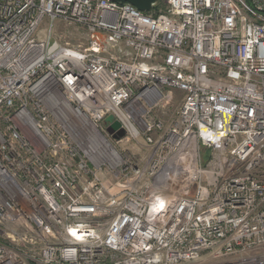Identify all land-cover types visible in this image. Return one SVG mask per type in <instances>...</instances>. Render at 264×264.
Masks as SVG:
<instances>
[{
	"label": "built area",
	"instance_id": "built-area-1",
	"mask_svg": "<svg viewBox=\"0 0 264 264\" xmlns=\"http://www.w3.org/2000/svg\"><path fill=\"white\" fill-rule=\"evenodd\" d=\"M0 264H264V0H0Z\"/></svg>",
	"mask_w": 264,
	"mask_h": 264
},
{
	"label": "rangeland",
	"instance_id": "rangeland-1",
	"mask_svg": "<svg viewBox=\"0 0 264 264\" xmlns=\"http://www.w3.org/2000/svg\"><path fill=\"white\" fill-rule=\"evenodd\" d=\"M58 28L56 31V38L59 39L61 42H70L71 44H74L78 42V34L74 32L68 25L59 22ZM175 98L170 103L169 107L166 109L165 114L163 112L159 111L157 114L161 118H167L168 115H173L178 111L180 100L182 98V93L177 92L174 96Z\"/></svg>",
	"mask_w": 264,
	"mask_h": 264
},
{
	"label": "water",
	"instance_id": "water-1",
	"mask_svg": "<svg viewBox=\"0 0 264 264\" xmlns=\"http://www.w3.org/2000/svg\"><path fill=\"white\" fill-rule=\"evenodd\" d=\"M116 2H128L136 6L138 9L142 11H149L154 6V4L157 2V0H113ZM112 117L109 116L107 118V121H112ZM117 133L114 135L115 140H119L123 138L126 135V132L124 129L120 128V124L118 122H114L111 127H109V131L113 132L117 130Z\"/></svg>",
	"mask_w": 264,
	"mask_h": 264
},
{
	"label": "bare ground",
	"instance_id": "bare-ground-1",
	"mask_svg": "<svg viewBox=\"0 0 264 264\" xmlns=\"http://www.w3.org/2000/svg\"><path fill=\"white\" fill-rule=\"evenodd\" d=\"M61 105H57V107H58V111L62 112V114L64 113V111L69 110V107H68V105L66 103L63 102V105L62 106Z\"/></svg>",
	"mask_w": 264,
	"mask_h": 264
}]
</instances>
